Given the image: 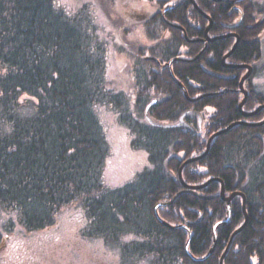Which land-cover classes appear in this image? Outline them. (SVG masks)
<instances>
[{
    "label": "trees",
    "instance_id": "1",
    "mask_svg": "<svg viewBox=\"0 0 264 264\" xmlns=\"http://www.w3.org/2000/svg\"><path fill=\"white\" fill-rule=\"evenodd\" d=\"M98 1L123 15L143 2ZM146 19L149 46L127 44L131 31L114 26L126 44L117 46L85 5L0 0V216L32 233L80 208L83 236L118 250L121 264H221L227 249L222 264H264V108L242 116L248 69L235 68L252 67L242 111L253 113L264 105L253 79L264 76V3L160 1ZM101 108L148 154L119 187L105 184ZM220 181L226 198L245 195L246 212L242 197L222 199Z\"/></svg>",
    "mask_w": 264,
    "mask_h": 264
},
{
    "label": "rangeland",
    "instance_id": "2",
    "mask_svg": "<svg viewBox=\"0 0 264 264\" xmlns=\"http://www.w3.org/2000/svg\"><path fill=\"white\" fill-rule=\"evenodd\" d=\"M160 1L169 0L137 2L131 8L132 13L126 12V15L121 12L113 14L105 10L98 0H59V3L72 12L78 11L84 5L87 6L101 35L109 42L115 39L117 46L126 44L118 39L119 34L114 26L130 30L128 35H122V39L138 48L151 44L141 23L155 13L156 8L159 9ZM260 1L264 3V0ZM126 18L139 21L131 23L125 21ZM127 22L131 26L128 27ZM115 46L109 49V53L114 57ZM123 62V58H115L112 64L117 67ZM259 81L261 83L258 86L263 91L264 76ZM99 113L107 129L112 149L105 166V178L108 183L105 180L104 182L110 187H119L134 180L137 174L149 165L148 154L132 147L131 134L118 122L116 114L111 109L101 108ZM10 217L0 216V264H121L118 250L108 247L100 239H87L83 236L87 222L80 208L72 206L66 209L60 215L56 226L41 232H27ZM137 264L149 263L141 259Z\"/></svg>",
    "mask_w": 264,
    "mask_h": 264
},
{
    "label": "water",
    "instance_id": "3",
    "mask_svg": "<svg viewBox=\"0 0 264 264\" xmlns=\"http://www.w3.org/2000/svg\"><path fill=\"white\" fill-rule=\"evenodd\" d=\"M191 1H192V3H193L194 0H191ZM216 1H219V0H216ZM237 44H238V42L236 43L235 47L237 46ZM235 47H234V48H235ZM234 48H233V49H234ZM244 67H246V68L248 69V74H247V75L241 80V82H240V88H241V90H242L243 93H244V101H243V102L241 103V105L239 106V110H240V112H241V114H242L243 117H245V118H249V117H253V116H255L256 114H258L259 111H260L263 107H260V108H259L258 110H256L255 112H253V113H249V114H246V113H244V112L242 111V107H243V105L245 104V102H246V100H247V93L243 90V83H244V81L250 76L251 71H252V70H251L252 68L249 67V66H235V68H244ZM154 103H155V102H153L152 104H154ZM263 124H264V121L261 122V123H259L257 126H261V125H263ZM181 126H185V124L183 123V118H181V123H180V124H178V125H174V126H172V127H181ZM231 128H232V125L229 126L227 129H225V130H223V131H220V132H218V133H216V134H214L213 136L210 137V139L208 140V143H207V150H206L204 156L208 153L209 148H210V144H211L212 140H213L215 137H217V136H221V135L226 134ZM189 162H192V160H191V161H188L187 163H189ZM179 174H180V179H181V181H182L181 171H180ZM211 182H212V181H209L208 183H206V184H204V185H202V186H198V187H191V186H186V187H187V188H190V189H193V190H199V189L204 188L205 186H207V185H208L209 183H211ZM220 182H221V184H222V193H221L222 199H223L225 202L229 203V202L231 201V199H232L235 195H233V196L230 197V198H226V197L224 196V194H225V188H224L223 182H222V181H220ZM242 196H243V210H244V212H246V208H245V196H244V195H242ZM228 210H229V213H230V212H231V207H230V206L228 207ZM228 220H229V218L225 221V223H227ZM247 220H248V218H247V216H246V221H245L244 225H243L239 230H237V231L233 234V237L236 236L238 233H240V232L243 230V228H245V226H246V224H247ZM233 237H232V238H233ZM227 250H228V249H227ZM227 250H226L224 256L226 255ZM224 256H223L222 259H221V264H222V261H223Z\"/></svg>",
    "mask_w": 264,
    "mask_h": 264
},
{
    "label": "flooded vegetation",
    "instance_id": "4",
    "mask_svg": "<svg viewBox=\"0 0 264 264\" xmlns=\"http://www.w3.org/2000/svg\"><path fill=\"white\" fill-rule=\"evenodd\" d=\"M215 1H216V0H215ZM219 1L221 2V1H223V0H219ZM224 1H231V2L233 1V2H240V3H241V2H243V1H245V0H224ZM211 24H212V23H211ZM233 34H236V33L234 32ZM235 36H236V41L239 43V40H240L239 35L236 34ZM262 38H264V34H263ZM237 42H236V43H237ZM234 65H236V64H234ZM240 65L251 67L250 65H244V64H240ZM251 68H252V67H251ZM251 70H252V69H251ZM247 74H248V73H247ZM247 74H246V75H247ZM251 75H252V71H251V74H250L249 77H251ZM249 77H248V78H249ZM248 78H247V79H248ZM253 79L255 80L254 83H256V84L261 83V81H259V80L261 79V77H260V78H255V77H254ZM247 96H248V95H247ZM260 107H263V108H264V105L259 106V108H260ZM263 108H262V109H263ZM262 109H261V110H262ZM261 110H260V111H261ZM260 111H259V112H260ZM233 195H235V196L231 199V201H232L236 196H240V197L243 198L242 195H244V194H243V193H240V192H236V193L232 194L230 197H232ZM244 196H245V195H244ZM230 197H227V198H230ZM231 201H230V202H231ZM245 203H246V197H245Z\"/></svg>",
    "mask_w": 264,
    "mask_h": 264
}]
</instances>
